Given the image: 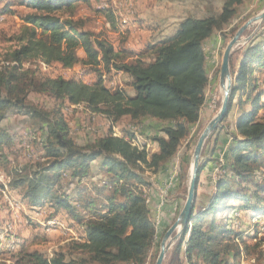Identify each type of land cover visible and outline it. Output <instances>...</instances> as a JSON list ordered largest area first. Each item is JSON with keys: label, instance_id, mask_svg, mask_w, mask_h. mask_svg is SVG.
I'll list each match as a JSON object with an SVG mask.
<instances>
[{"label": "trees", "instance_id": "trees-1", "mask_svg": "<svg viewBox=\"0 0 264 264\" xmlns=\"http://www.w3.org/2000/svg\"><path fill=\"white\" fill-rule=\"evenodd\" d=\"M77 1L18 0L33 9L23 20L39 31L26 29L16 37L17 46L0 59V122L8 112L29 116L45 134L42 160L13 168L10 185L20 190L30 208L47 206L55 213L66 211L83 223L85 230L84 242L70 244L67 253L48 256L22 246L16 264H145L156 228L142 189L150 185L144 172L162 171L190 134L191 126L199 121L208 83L203 43L230 23L242 0H226L218 13L202 18L184 17L171 36L146 43L136 51L124 47L123 41L116 48L108 38L81 30L71 17L58 15L62 10L72 13ZM106 14L116 29L117 17L111 11ZM256 37L238 51L228 112L219 124L222 126L235 106L234 132L228 131L231 143L219 167L223 173L208 201L196 207L199 176L216 145L199 165L194 207L175 248L176 255L184 254L187 264H236L241 248H247L243 234L228 227V217L219 219L217 215L236 209L246 210L249 216L264 212V117H258L264 107V81L256 75L264 72V47ZM79 48L82 58L77 55ZM34 60L63 67L80 62L96 71L123 72L130 78L133 94L123 88L111 90L100 78L87 84L61 76H38L24 67ZM32 92L84 105L111 123L122 118L135 123L148 118L160 120L163 124L158 133L150 137L158 149L149 152L132 135L106 134L78 144L60 112L32 103ZM10 138L0 126V145L9 144ZM98 158L100 169L110 179L102 186L111 193L105 197V209L96 211L91 198L83 195L88 192L83 185L75 188L72 198L59 188L65 177L77 182L89 177L92 162ZM257 172L261 180L256 178ZM79 202L85 210L80 211Z\"/></svg>", "mask_w": 264, "mask_h": 264}, {"label": "rangeland", "instance_id": "rangeland-1", "mask_svg": "<svg viewBox=\"0 0 264 264\" xmlns=\"http://www.w3.org/2000/svg\"><path fill=\"white\" fill-rule=\"evenodd\" d=\"M225 1L79 0L76 2V7L72 13L62 10L58 15L62 18L71 17L78 23L81 30L91 31L96 35L100 34L108 38L116 48H119L118 44L121 41H123L126 47H133L142 45L143 43L144 45L146 43H153L159 39L169 37L176 23L184 17L195 16L202 18L218 13ZM263 9L264 0H242V3L236 7V14L230 23L222 31H215L203 43L208 83L204 91L205 99L200 110L199 121L191 126L190 134L182 142L177 154L171 160L170 171L167 172L166 169L163 173L165 178L157 174L160 171L157 173L144 172L150 185L149 187L143 186L142 189L150 208V217L157 229L163 219V199L165 197L167 199L169 193H181V202L184 203L187 195L191 157L195 143L203 128L220 108L222 91L219 87V71L224 48L237 29L247 19L261 12ZM109 11H113V14L117 17L116 29H114L107 17L106 13ZM0 12L4 15V20L0 23V59H2L6 51H10L17 46V36L21 35L26 29L39 30L34 25L27 24L23 20L26 14L33 12V9L25 4L18 3V0H0ZM134 25H137L140 29H134L132 27ZM255 28L256 25L246 29L243 36L246 37L251 34ZM255 35L257 36L255 40L261 42L264 47V21L256 28L250 39ZM247 42L240 47L238 46L232 52V62L230 64L232 75L240 59L238 51L243 49ZM237 52L238 54H236ZM77 55L79 58L83 57L82 49L79 48L77 50ZM24 67L33 69L38 76H61L66 79L80 80L87 84H91L100 78L102 83L111 90L123 88L128 94L133 93V88L130 86L128 80L129 76L120 71H96L80 62L74 64L72 67H63L56 63L46 65L38 60L29 61ZM256 75L259 77V81H264V72L260 74L256 72ZM261 84L262 88H264V82ZM29 99L44 110L57 109L67 121L71 136L81 145L106 134L132 135V137L137 139L138 145L145 146L149 152H153L156 143L150 137L158 133V129L163 124L162 121L152 118L144 119L139 123L131 122L128 118H122L120 121L111 123L103 115L89 111L84 105H72L35 92L30 93ZM237 114L238 110L233 106L225 121L222 122V126H218V129L209 136L210 140L206 144L205 149L203 148L200 162L209 155L207 152H209L213 145H216L215 140L219 134L221 138L223 135L226 136L227 130L234 129ZM0 126L5 128L11 137L9 144L0 145V264H16L17 259H19L17 254L22 246L31 250L37 249L48 256L52 255L53 252L59 251L67 253L68 249L65 246V240L72 236L69 233L72 227H70L68 216L65 214L50 216L45 211L46 208L41 209V207L33 210V214L29 213L31 209L27 201L21 197L20 190L10 185L12 178L10 172L13 168L20 167L25 163L29 164L31 162L32 164L34 161L42 160L40 157L42 154L41 141L45 138V134L37 130L39 124H37L36 120H33L29 116L11 112L7 113V116L0 122ZM138 147L140 148V146ZM218 153L220 155L219 159H221L225 153L224 148L219 149ZM208 157L211 160L206 163L207 165H204V167L206 166L204 170L207 173V177L204 175L202 181H199L197 185L196 207H200L208 201L207 197L212 193L215 181L223 173V170L219 168V159L212 161V156ZM174 160L176 161L175 164ZM94 161L95 169L93 174L81 179L79 182L77 180L71 181L69 177H65L61 181L59 191L65 192V194L70 195L72 198L75 197V188L77 189L78 185H83L89 191L83 195L91 198L94 202L93 207L97 211L105 209V197L111 193V190L102 186L103 182L108 181L109 177L105 174L104 170L100 169V159L98 158ZM166 165L167 163L164 164V169ZM259 175L260 173L257 172L256 178L261 180ZM171 176L174 177L173 186L165 194H161L160 190L164 181L170 179ZM248 187L251 188V186ZM151 192L157 193L160 197L156 207L152 203L149 194ZM161 195H164V197H161ZM80 202L78 205L80 204L81 211L85 207ZM217 217L219 219L228 217V221H226L228 227L243 234L247 248H244V246L241 248V252L236 258L235 263L264 264V212L255 216H249L246 210L236 209L222 211ZM175 219H172V223ZM49 227H55L58 230H50ZM168 228V226L163 229L161 228L155 234L154 246L145 264L155 263L160 241ZM43 233L47 239H43V235L36 236ZM7 235L10 237H7ZM28 237L32 238V245L30 247L26 243ZM6 239H9L8 245H2ZM176 245L174 244L168 250L163 264H187L183 253L176 255Z\"/></svg>", "mask_w": 264, "mask_h": 264}, {"label": "water", "instance_id": "water-1", "mask_svg": "<svg viewBox=\"0 0 264 264\" xmlns=\"http://www.w3.org/2000/svg\"><path fill=\"white\" fill-rule=\"evenodd\" d=\"M263 21H264V9L261 12L257 13L256 15L247 19L237 29V31L227 42L224 48L221 65H220V71H219V87L222 91L221 105L217 113L203 128L195 143L191 157V168H190L189 182H188L187 195L185 201L176 219L162 236V239L159 244V252L154 264H163L166 253L172 246H174V244L178 243L183 230L185 229V227L189 222L191 211L195 203V187H196V180L199 171L201 153L203 151L206 140L217 129L220 122L223 120V118L226 116L228 112L229 98H230L231 87L233 82V75L230 70V57L232 55V52L235 51L238 46L240 47L242 44L246 43L250 39L256 28ZM254 23H257L256 28L253 30L251 34L244 37L243 36L244 31L249 27H252Z\"/></svg>", "mask_w": 264, "mask_h": 264}, {"label": "crops", "instance_id": "crops-1", "mask_svg": "<svg viewBox=\"0 0 264 264\" xmlns=\"http://www.w3.org/2000/svg\"><path fill=\"white\" fill-rule=\"evenodd\" d=\"M113 12V11H112ZM180 22V21H179ZM179 22H177L176 23V26H175V28H173V31H172V34L176 31V29H177V26H178V23ZM134 29H140V28H138V26L137 25H134V26H132ZM172 34H170V36L172 35ZM118 45H120V43L118 44ZM123 46L124 47H126L125 46V44L123 43ZM145 45H144V43L142 44V45H139V46H131V47H129V49H133V50H140V49H142L143 47H144ZM128 47H126V48H128ZM129 78V77H128ZM129 80V82H130V78L128 79ZM133 94V93H132ZM258 117H264V107L262 108V109H260L259 110V113H258ZM235 118V117H234ZM235 123V122H234ZM231 128V127H230ZM229 131L230 132H234V129H229ZM226 136H222L221 138H220V134L218 135V138H216V141L218 142L217 144H216V146H215V148H214V152H213V154L211 155L212 156V161H217V160H215V159H219L220 158V155H219V149L221 150L222 148H224V152H225V150H226V148H227V146L231 143V137H230V135L228 134V130L226 131ZM222 144H224L223 145V147H221V145ZM157 144H156V147H155V150L154 151H157ZM221 152V151H220ZM223 158V157H222ZM171 160H173V159H170V161H168V163H167V165H166V168L165 169H163L162 171H160L159 173H157L158 175H161L163 178H165L164 176L165 175H163V173L165 172V170L167 171V172H169L170 171V163H171ZM175 160H174V164H175ZM221 162H223V160L222 159H219V163H221ZM94 163H95V161L92 163V171H91V174H93V172H94V169H95V165H94ZM208 163V162H207ZM207 165V164H206ZM206 167V166H205ZM205 169V168H204ZM207 173H205V170H203L201 173H200V176H199V181L201 182L202 181V178H203V176L205 175L206 177H207V175H206ZM168 175V174H167ZM166 175V176H167ZM207 179H209V178H207ZM149 191H151V189H149ZM89 192V191H88ZM150 194V196H151V200H152V203L153 204H155V206L154 207H156V204L158 203V200H160V197H159V195H157V193H154V192H151V193H149ZM168 196L169 197H167V199H166V197H165V199H163V201H164V204H163V206H162V210L164 209V212H163V219H162V221H161V223H160V225H159V227H158V229L156 228V233L157 232H159V230L162 228H164V227H169L170 225H171V223H172V219L173 218H176V216L178 215L177 213L179 212V210H180V208L182 207V205H183V203L181 202V199H182V197H181V193H169L168 194ZM77 205V204H76ZM74 206V205H73ZM42 208H46L45 209V211L46 212H48V214L50 215V216H52V215H54V214H60L59 216H61V215H66V216H68V218L70 219V227H72V228H70L71 229V231L69 232L72 236L70 237V238H67L66 240H65V242H66V248L68 249L69 247V245L70 244H72V243H75V242H78V243H82V242H84V240H85V230H84V226H83V223H80V222H78V221H75L74 220V218L73 217H71L70 215H68L67 214V212L66 211H61V212H59V213H55V211H54V209L52 208V207H41V209ZM31 210H30V212L29 213H32L33 214V210H37V209H39V207H36V208H30ZM176 215V216H175ZM40 225H41V223H40ZM42 229H44V228H42ZM45 230V229H44ZM46 231V230H45ZM45 236V234L43 233V234H41V235H39V236ZM34 239V238H33ZM26 243H27V246L28 247H30L31 245H32V238L31 237H28V239H27V241H26Z\"/></svg>", "mask_w": 264, "mask_h": 264}, {"label": "built area", "instance_id": "built-area-1", "mask_svg": "<svg viewBox=\"0 0 264 264\" xmlns=\"http://www.w3.org/2000/svg\"><path fill=\"white\" fill-rule=\"evenodd\" d=\"M0 18H4V16H1ZM173 180H174V177L171 176L170 179L164 181V183L162 185V189L160 190L161 194H165L168 191V189H170L173 186L172 185ZM161 197H164V195H161ZM53 218L55 219V217H53ZM49 228H50V230H58V228H51V227H49ZM7 237H10V236L7 235ZM8 241H9V239L8 240L6 239L2 245H8Z\"/></svg>", "mask_w": 264, "mask_h": 264}, {"label": "bare ground", "instance_id": "bare-ground-1", "mask_svg": "<svg viewBox=\"0 0 264 264\" xmlns=\"http://www.w3.org/2000/svg\"><path fill=\"white\" fill-rule=\"evenodd\" d=\"M1 16H4L2 13H0V17ZM4 20V18H0V23L2 22ZM257 23H254L253 25H252V27H254L255 25H256ZM252 27H249V28H252ZM52 220V219H51ZM56 220V219H55ZM52 224V223H51ZM47 225V224H46ZM48 226V225H47ZM56 226H57V224H56ZM61 226H62V224H61ZM46 227V226H45ZM53 228V227H52ZM55 228V227H54ZM11 229V228H10ZM64 230V229H63ZM176 231V230H175ZM175 231H174V233H175ZM173 233V234H174ZM11 246V245H10Z\"/></svg>", "mask_w": 264, "mask_h": 264}]
</instances>
